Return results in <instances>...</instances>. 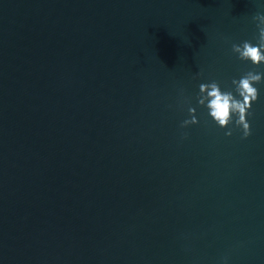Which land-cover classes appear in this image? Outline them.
<instances>
[{
    "label": "water",
    "instance_id": "95a60500",
    "mask_svg": "<svg viewBox=\"0 0 264 264\" xmlns=\"http://www.w3.org/2000/svg\"><path fill=\"white\" fill-rule=\"evenodd\" d=\"M258 14L0 0V264H264V80L247 138L198 103L264 72L232 50Z\"/></svg>",
    "mask_w": 264,
    "mask_h": 264
},
{
    "label": "clouds",
    "instance_id": "9594fccd",
    "mask_svg": "<svg viewBox=\"0 0 264 264\" xmlns=\"http://www.w3.org/2000/svg\"><path fill=\"white\" fill-rule=\"evenodd\" d=\"M254 19L259 22L257 25L259 29L258 43L244 41L242 44H233L232 50L239 54L240 59L250 60L253 64L259 65L264 62V14H258ZM262 80H264V72L256 71H248L240 79H233L232 83L236 86L235 93H238V96L231 90H222L217 81L201 83L198 103L209 109L210 116L220 127L227 128L233 121L237 127L242 126L243 136L247 138L252 131L251 123L248 120L249 110L259 96V90L255 85ZM189 112L192 115L190 119L183 121L182 126L184 127L199 123L198 117L195 115L196 108L190 107ZM232 131L229 128L226 135H232Z\"/></svg>",
    "mask_w": 264,
    "mask_h": 264
}]
</instances>
